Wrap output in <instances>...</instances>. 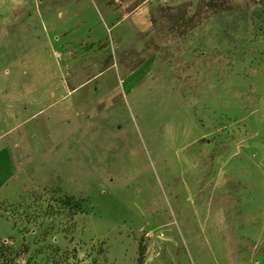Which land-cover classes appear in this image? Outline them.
Listing matches in <instances>:
<instances>
[{
  "label": "rangeland",
  "instance_id": "374dc122",
  "mask_svg": "<svg viewBox=\"0 0 264 264\" xmlns=\"http://www.w3.org/2000/svg\"><path fill=\"white\" fill-rule=\"evenodd\" d=\"M0 242L264 264V0H0Z\"/></svg>",
  "mask_w": 264,
  "mask_h": 264
},
{
  "label": "trees",
  "instance_id": "16d2710c",
  "mask_svg": "<svg viewBox=\"0 0 264 264\" xmlns=\"http://www.w3.org/2000/svg\"><path fill=\"white\" fill-rule=\"evenodd\" d=\"M7 250L9 251V246L6 245L4 242H0V257L2 259V262L4 264H15L14 259L9 256L10 253L8 252L7 254ZM143 253H144L143 246L139 245V256H138L137 264L142 263Z\"/></svg>",
  "mask_w": 264,
  "mask_h": 264
}]
</instances>
